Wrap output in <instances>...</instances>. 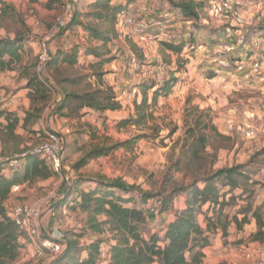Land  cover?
Returning a JSON list of instances; mask_svg holds the SVG:
<instances>
[{
    "label": "trees",
    "instance_id": "16d2710c",
    "mask_svg": "<svg viewBox=\"0 0 264 264\" xmlns=\"http://www.w3.org/2000/svg\"><path fill=\"white\" fill-rule=\"evenodd\" d=\"M86 1L87 5L79 7L78 0L70 19L63 27L58 28L62 31L61 36L72 32L75 36L84 38V41H69L64 38L65 45H59L54 50L49 49L50 56L44 66L46 76L43 78L34 71L37 61L36 64L32 63L31 68H23L31 101L23 124L37 121L53 93L59 92V87L63 90V96L58 100L54 111L58 118L71 120L83 115L82 110L85 108L99 114L120 109L121 105L113 87L103 81L106 73L103 66L117 58L118 50H114L111 44L119 37L118 15L128 13V5L133 0L121 3L112 0ZM162 1L167 3L166 11L175 15L177 22H183V25L177 35L159 39V55L165 66L162 84L155 86L154 78L148 81L149 76L135 85L141 91V101L135 104L133 115L117 122L119 128L142 125L151 116L150 110L157 98L172 92L179 79L177 73L185 69L187 59L182 56L184 48L194 52L201 46L195 35L201 28L200 20L207 17V10L203 11L208 7L196 0ZM239 3L235 4L233 12L228 16L234 24L230 34L224 31V35H221L219 29L212 27L204 28V32L209 37L218 39L216 42L226 41L236 46L238 36L235 32V18L241 16L236 13ZM62 4L63 0H47L45 7L52 9ZM2 9L3 12L7 10L4 5ZM248 25H252L251 29ZM78 30H82L81 36ZM240 34L244 37V44L240 48L236 46L231 54V61L240 58L242 53L249 50L246 48H251L257 37L264 38V16L259 17L255 25L244 24ZM29 39L28 35L0 37V69L11 70L21 62V48ZM128 42L132 52L142 57L137 45L130 40ZM259 47L258 60L264 72V44L261 40ZM171 53L176 55L175 60ZM80 56L91 57L86 63L88 72L80 76H68L59 71L62 65L69 68L79 65ZM153 68L156 71L157 63ZM50 70L55 72L54 82L50 81ZM92 79L95 81L94 85ZM81 84L83 85L80 87ZM69 86H79V89L69 90ZM0 117L7 121L5 130L12 133L17 126V118L13 113L5 111H0ZM206 121L204 114H200L192 122L187 121L189 125L184 136L182 155L168 166L170 172L165 174L166 182L173 179V173L178 171L182 158H199L201 150L207 144L206 131L216 130ZM174 132L175 129H171L170 135ZM143 137L146 136L138 134L110 144L106 142V138L104 143L95 144L85 151L72 164V168L78 171L89 161L107 156L118 148H131ZM23 150H18L17 155ZM263 169L264 145L246 162L194 173L188 183H174L170 188L163 187L156 191L143 190L120 177L107 179L99 175L91 178L77 176L67 182L65 196L58 203V207L67 206L73 211L86 214L84 228L82 231H62L65 248L50 264H202L204 249L211 244L212 235L219 233L223 244H226L230 227L239 232L252 220L255 230L249 233V241L264 243V217L256 212L255 205V187L264 190V184L253 178L254 174ZM4 171H8V174ZM57 175L40 155L26 154L19 157V164L15 167H8L6 162H0V264H14L25 246L24 237H27L17 230L9 214L10 206H5L11 186L20 178L32 184L35 180ZM83 183H88V186H82ZM179 198H183L182 207L175 209V202ZM148 201L154 204L152 211L160 214L173 212L170 221H164L158 231L150 233L145 229L148 214L145 206ZM85 233H90L93 237L84 244L80 239Z\"/></svg>",
    "mask_w": 264,
    "mask_h": 264
},
{
    "label": "rangeland",
    "instance_id": "374dc122",
    "mask_svg": "<svg viewBox=\"0 0 264 264\" xmlns=\"http://www.w3.org/2000/svg\"><path fill=\"white\" fill-rule=\"evenodd\" d=\"M151 1L153 3H147V8L142 9L146 13H139L141 14L139 15L140 18H145L149 15L155 16L160 10H165L159 0ZM196 1L203 2L206 7H210L211 3L215 0ZM0 2H2L0 3V37L13 38L16 35H28L30 38L21 49V62L16 65L18 68V71L16 72L19 76L17 77V75L11 74L6 76L4 75L5 82L0 81V89L2 88L5 90L3 97L6 96L7 98L13 88L18 89L21 85L20 83L27 79L23 68L26 66L31 68L32 63L36 64L38 53L37 49L39 48L41 39L43 37H49L52 32L57 31L56 29H58V26L56 18L61 12V6L59 5V7L46 9L43 6V0H0ZM87 2L88 1L86 0H80L78 6L81 7V5H87ZM33 4H37V6ZM3 5L7 9L6 12H3ZM246 6H253V10H259L258 12L261 13L264 11V0H242V3H239L236 7V13L240 14L241 17L243 16V18H245V24H248L250 22V19H248L249 17L246 18V14L240 12V10L243 11L241 8H245ZM158 7L163 8L159 9ZM255 15H251L252 18H254ZM165 20L166 21H164V23L167 22V27L165 29L159 31L158 27L155 26L150 29L151 32L155 33L156 36H160L159 38H164L173 34L177 35L183 25V22H177L175 15H171L170 18ZM119 21L124 22V19L119 16ZM214 21L215 22L212 25H219L217 29L221 32L226 30V24L230 25L232 23L231 28L234 26L228 16H216L214 17ZM256 21H252L253 25H255ZM222 23L224 25L220 26ZM117 24L120 31H118L119 36L124 37L125 42L130 40L132 43L135 41L136 44L144 45L147 50V53H145L146 55L142 53V57H138L137 54L133 52L138 59V67L136 68L129 64V56L127 55L125 68L130 69L136 76L135 79H128L129 83L127 85L131 86L130 88L132 89L136 80H139V73L141 72L140 69L149 68L148 74L150 78H148V81L156 77L155 74L157 72L152 69H154L153 66H155L158 62L157 56L160 55L157 49L158 47L151 44L159 43V38L157 37V42L147 41L148 43H144L139 41L138 38H132L127 25H123L122 22H117ZM248 26V28H250L252 25ZM61 34L62 31H60L58 35ZM64 38L69 41L78 39L72 32L63 34V39ZM214 44L207 50L206 53L195 54L193 56L186 47L183 50V58L192 60V63H194L196 67L197 62L210 66V59L215 55L213 50ZM111 47L113 48V46ZM114 48V50L121 48V54L123 55H126L125 52L127 53V49L133 51L130 48V44L125 46L124 44H120L118 42L115 44ZM81 57L79 58V65L73 68L62 65L59 71L68 76H80L88 72V68L86 66L87 59H84L85 56ZM105 69V74H108L110 70L112 71L110 67L108 69L106 67ZM34 71H36L35 67ZM220 73L221 71L216 73V75ZM48 74L51 76L50 81L54 82L53 78L55 76V72L50 70L48 71ZM211 74L214 73L206 71L205 79L199 83L201 88V91L199 92H196L197 90H195V87L192 86L193 88L189 87L185 89V91L183 90L182 94L176 95L175 98L171 100L168 95L159 99L157 98L158 102L156 100L155 105L150 110L151 116H149V118L142 125L128 126L125 128L123 127L122 129L115 128V124L107 125V127L110 128V131H112L106 141L109 144L113 142H120L121 140L131 138L138 134L146 136L137 140L131 148H118L107 156H100L91 160L86 166L82 167L78 171H75L72 168V164H74L77 159L81 157L80 154H82V152L78 150L68 152V149L66 150L65 148L63 159L64 174L53 176L49 179L33 181L29 187L30 191L22 197L23 200H14L15 202L13 205L27 204L38 207L43 215L42 230H47L49 219L54 218L52 219L53 224L58 231L62 232L74 229L82 231L87 215L78 211H73L67 206L58 207V203L65 196L66 183L77 176L91 178V176L99 175L107 179L120 177L128 183L140 186L143 190L156 191L162 189L163 187L170 188L174 183H188L191 181L194 173H201L208 169H215L229 164L248 161L252 154L264 145V127L261 129V127L264 126V118H262V121H258L260 123L257 122V127L261 130L255 137L252 138L245 137L244 130L247 123L242 124V120H244L243 118H245L249 110L256 107V105H259L262 109L261 111L264 112V77H262L264 76V72L257 75H252L246 72V79H250L251 82H256L259 78H263L261 79L263 80L261 84L254 83V85H249L248 87L246 85L248 82H246L245 78L237 83L231 81L230 78L225 79L223 75L212 76ZM112 80L117 83L116 76L113 75ZM131 80L133 84L131 83ZM93 81L94 79H92L91 82L95 83V81ZM184 81L186 80H182V82ZM82 85L83 84H81L80 87ZM181 96L183 97L181 98ZM170 97L172 98V96ZM133 103H135V98H130L128 102H124L125 106ZM51 105L52 103L48 106V108H46L44 117L40 116L36 122H30L27 125L17 124L12 133L6 131L7 129L5 130L4 126H6L7 121L4 117H0V123L2 124L0 125V155L16 156L18 150L21 151L37 145L47 133L52 131L61 132V129L56 128L55 122L49 126L46 125V116L52 111ZM18 108H21L20 104ZM233 111L235 115L239 116L242 120L236 118L238 121L236 122L235 119H228L230 115H234L230 113ZM9 113H12V111ZM13 114H18V112L14 111ZM200 114H204V117L207 120L206 122H208L210 126L213 125L216 130L213 131L210 129L206 131V134H208L207 144L205 148L201 150L199 158L194 160H191L188 157L182 158V161L178 166V171L173 173V179L167 180L166 182L165 174L170 172V168L168 166H170V163L173 160H178L182 155V145L185 140L184 136L189 125L187 121L192 122L193 119L198 117ZM248 117L249 116L246 118ZM99 121H102V119ZM64 122L69 131L77 126L71 123L70 120ZM85 128L87 129V132L83 133L81 138V143L84 145L83 154L93 145L104 143L105 139H102L104 135L102 130L106 131V128H104L101 122L98 127L92 125L91 128L88 126ZM173 128L175 129V132L170 135V131ZM63 134L67 133L63 132ZM92 135H94V138H92ZM71 142H73V140H70V143ZM253 178L261 180L262 184H264V169L258 174H254ZM63 184H65L64 188L62 187ZM82 186H88V183L87 185L83 183ZM255 188L257 189L255 197V205L257 206L256 212H260V215H263L264 217V190L259 189L257 186ZM152 206H154L152 201H148L145 206L148 210L145 229L149 233L158 231L164 224V221L168 219V216L171 215L160 214L156 211L149 212L152 209ZM52 214H54L53 217H51ZM42 230L40 232V237H44ZM254 230L255 223L252 220L250 224L244 225L243 229L239 232L236 231L234 227H230L229 236L225 239L226 244H223L224 241L221 236L220 241L212 236L211 251L215 253H224V258L222 261H218V264H249V261L242 256L243 247H246L249 243H256L259 245L264 244L249 241L248 235ZM85 234L86 235L80 239V242L84 244L93 237L90 233ZM24 239L27 243H30V240L27 237H24ZM21 254L22 255L19 256L18 260L14 264H37L38 260L34 256H32L29 261H22V259L25 258L26 253L21 251Z\"/></svg>",
    "mask_w": 264,
    "mask_h": 264
},
{
    "label": "crops",
    "instance_id": "0c3cea01",
    "mask_svg": "<svg viewBox=\"0 0 264 264\" xmlns=\"http://www.w3.org/2000/svg\"><path fill=\"white\" fill-rule=\"evenodd\" d=\"M43 1H44L43 2L44 3L43 6L45 7V4H46L47 0H43ZM112 1L121 3V2H125L127 0H112ZM159 1L162 3L164 8H167V3L166 2H164L162 0H159ZM215 2H216V0L211 3V6ZM147 3H153V2L151 0H135V1H131V3L128 5L127 12L128 13H132V14H134L136 16L141 15V14H139L140 12L141 13H146V12L142 11L141 9L142 8H147L146 7ZM33 5L37 6V4H33ZM151 5H153V4H151ZM252 7L253 6H246L245 8H241V9H243V11L240 10V12L246 14V16H247L246 18L249 17L248 18V19H250L249 23H253L252 21H256V20L259 19V17L264 16V11L259 13L258 12L259 10H253ZM158 8L162 9L163 7L162 8L158 7ZM158 8H155V9H158ZM206 10H207V13H208L206 15L207 17L202 18L200 20L201 28L198 29V31H197V33L195 35L196 39L199 41V44L201 46L196 51L190 52L192 54V56L195 55V54L206 53L207 50L209 48H211L212 45L218 40V39L217 40L214 39L215 37H209L207 35V33L204 32L205 31L204 28H211V27L212 28H218L219 27V25L218 26H213L212 25L215 22L214 21V17H216L215 13L213 11V8L212 7H210V8L208 7L207 9L205 8V10L203 12H205ZM251 15H255L254 18H252ZM223 25L224 24L222 23L220 26H223ZM225 26L227 27L225 32L227 31V34H230L232 32V28H231L232 27V23L230 25L226 24ZM117 27H118V24H117ZM60 31L61 30L57 29V31L54 33V35L50 38V40H49V49L54 50L59 45H65V44H63V36L58 35L60 33ZM118 31H119V29H118ZM78 33H79V36H81L83 34L82 30H78ZM220 33H221V35H224L223 34L224 32H220ZM77 38L79 39L80 37H77ZM231 38H230V40H231ZM78 39H73V40H78ZM80 39L78 41H81V42L84 41V38L81 37ZM117 42L120 43V44H124L125 46H127V44H130V42H125L124 37L119 36V40L118 39L113 40V42L111 44L113 46V49H115L114 46H115V44ZM133 43L136 44L135 41H133ZM136 45L140 49L139 51L141 53H144V54L147 53L146 52L147 50L145 49L144 45H141V44H136ZM151 45H154L155 47H158L157 49L159 51V49H160L159 43H154V44H151ZM246 49H250V48L248 47ZM37 50L39 51V48ZM20 53H21V51H20ZM125 54L126 55L121 54V48L118 49L117 58L115 60H113L112 62L107 63V64H105L103 66L105 71H106V69H105L106 67H107V69L109 67H110V69H112V71L110 70V72H108V74L104 75L103 81L107 85L113 87L115 95H119V92L121 90L131 89L130 88L131 86L127 85L129 83L128 79H130V78L135 79V77H136L131 72L130 69L125 68V65H126V62H127V55L129 56V59H128V61H129L130 58H131V55H134V54H133V52L131 50H128V49H127V53L125 52ZM183 54L184 53H182V56H183ZM171 56H172V59L175 60L176 55L171 53ZM84 59L85 60L87 59L86 61H88V59L90 60L91 57L90 56H85ZM158 59H161V57L157 56V60ZM186 59H187V62H186V65H185V69L183 71H181L180 73H177V76H179V79L175 83L172 92L168 95L170 100L175 98L176 95L182 94L183 90L185 91V89H187L189 87H191V88L195 87V90H197L196 92L201 91L199 83H200V81H203L205 79L206 71L213 72L211 66H209V65H203V64L197 62V64H196L197 67H196L195 64L192 63V60H189L188 58H186ZM85 60H83V61H85ZM137 61H138V59H137ZM148 69L149 68L140 69V71L142 72L143 70H148ZM152 70H150V71H152ZM16 71H18L17 66L14 67L11 70L0 69V79H1L0 81L1 82H5L4 81V75L6 76L8 74L17 75V77H18L19 74H17ZM141 72L139 73V80H136V82L134 83V86H133V87L137 88V90H139V88L136 87L135 85L137 83H139L140 81L144 80L142 78V76H141ZM113 75L117 77V83L113 82V80H112L113 79ZM211 75L212 76H214V75L215 76H222L223 75V77L225 79L230 78L231 81L237 82V83L239 81H242L243 78H245L246 82H248V83H246L247 87L249 85H254V83H260L261 84L263 82V80H261V79H263L262 77H264V76H262L256 82H251L250 79H246L247 78L246 71H240V72L236 71L233 64H232V67L230 69H228L226 71L223 70L218 75H216V73L211 74ZM213 78H216V77H213ZM212 79H210V80H212ZM182 80H186V81L182 82ZM26 83H27V79H25L24 82L20 83L21 85H20V87H18V89L13 88L11 93L8 94L7 98H6V96L3 97L4 93H5V90L2 89V88L0 89V111H5V112H11L12 111V113L14 111H17L18 114H13V115L17 118V120H18L17 124L18 125H22L24 123V120H23V118L25 116V112L24 111H28L29 108H30V104H31V101H30L29 95H28L29 90L26 87ZM131 83L133 84L132 80H131ZM94 84L95 83H93V85ZM68 89L69 90L79 89V86L78 87L77 86H74V87L73 86H69ZM263 89H264V87H263ZM62 96H63V90L59 87V92L58 93H53V95L51 96L50 101L48 102V105L43 110V112L41 114V117H44V112H45L46 108H48V106L52 103V105H51L52 111L49 112V114L46 116V125L49 126V125H51V124H53L55 122L56 128L57 129H61L60 130L61 132H59V131H54V132L59 133L62 136V138L64 140V144H65L66 150L68 149V152L77 151L78 150V151H81L82 154H83L84 145L81 143V138H82L83 133L87 132V129L85 127L88 126V127L91 128L92 125H95L96 127H98V126H100V122H101V124H103L104 128H106V131L102 130V133L105 135V136L103 135L102 139H106V138L108 139V136L112 133V131H110V128H108L107 125H110V124L114 125L115 124V128L122 129L123 127H120V128L117 127V122L119 120L123 119V118H126V117L131 116V115L134 114V104L140 103L142 95H141V91L139 90V96L136 97L135 103L128 104L127 106H125V104L123 103V105H121L120 109H117V110H114V111L108 110V111H106V112H104L102 114H99L98 112H96V111H94L92 109H88V108L87 109L86 108L83 109L82 110V114L83 115H81L79 117H76V118H73V119L70 120L71 123L77 125L76 128L71 129L70 131L68 130L67 126H65V122L64 121H67V120L64 119V118H59L58 119V117H56L54 115V111H55V109L57 108V105H58V100ZM148 96H149V99H150L151 92L148 93ZM170 96H172V98ZM162 97L163 96H160V97H158V99L162 98ZM182 97L183 96H181V98ZM158 99H157V102H158ZM19 104L21 105V108H18ZM261 110H262L261 107L259 105H256V107H254L253 109L249 110L248 114H246L245 118H243L244 120H242L239 116L235 115L234 111L230 112L231 114H234V115L233 116L230 115V117L229 118L227 117V118L228 119H233V120L234 119L236 120V118H237L239 120H242V124L250 122L251 124H253V125H255L257 127L258 123H260L258 121H262V118H264V112L261 111ZM247 116H249V117L246 118ZM100 119H102V121H99ZM59 120H61V121H59ZM249 120H251V121H249ZM236 122H238V121L236 120ZM55 126L53 125L54 128H55ZM263 127L264 126H262L261 129ZM257 129H258V133H259V131L261 129H259V127H257ZM63 132H66L67 134H63ZM93 132H95V131H93ZM92 138H94V135H92ZM70 140H73V142L70 143ZM124 140H126V139H124ZM124 140H121V141H124ZM82 154H80V156H82ZM229 165H231V164H229ZM4 172H5V174H8V171H4ZM50 178H52V177H50ZM66 182H67V180H66ZM15 185L19 186V190L16 191L18 193L10 191L9 197L5 201V206L7 208L9 206H12L15 201L23 200L22 197H24L27 194V192L30 191L29 187H30L31 184L27 180H22L20 178L15 183ZM64 186H65V184L62 185L63 188H64ZM182 201H183V198H179L175 202L174 208L175 209L181 208L182 207ZM151 211L152 210H150L149 212H151ZM147 212H148V210H147ZM162 214H171V215L168 216V219L165 220V223L170 221L172 219V217H173V212H165V213H162ZM258 214H260V212H258ZM53 215L54 214H52L51 217H53ZM52 219H54V218H50L49 221H48V226H47L48 229L47 230H45V229L42 230L43 236H49V237H53L55 239L58 238V239L62 240L63 239L62 232L58 231L54 227ZM212 236L217 238V240L219 239V241H220V234L219 233H217L215 235H212ZM24 242H25V246H24V248L21 251L25 252L26 255H25V258L22 259V261H25V260L29 261L30 260V254L32 252V244L31 243H27L25 239H24ZM211 242H212V238H211ZM255 244L256 243H251L250 245H255ZM262 245H264V244H262ZM211 249H212V244H210L209 246H207L204 249L205 256H204L202 264H218L220 262V260L222 261V259L224 258V256H223L224 253L223 252L215 253V252H212ZM20 255H22V254H20Z\"/></svg>",
    "mask_w": 264,
    "mask_h": 264
},
{
    "label": "built area",
    "instance_id": "2783aa9c",
    "mask_svg": "<svg viewBox=\"0 0 264 264\" xmlns=\"http://www.w3.org/2000/svg\"><path fill=\"white\" fill-rule=\"evenodd\" d=\"M78 0H63L61 6V12L57 19V26L63 27L70 19L72 13L75 10V5ZM241 0H216L213 4V11L217 16L227 17L233 12L235 4ZM144 9V8H142ZM141 9V10H142ZM143 11V10H142ZM172 14L165 10H160L156 15H149L145 18H140L132 13H121L118 15V23L122 22L123 25H127L130 35L138 38L139 41L148 43L147 41H156L157 37L155 33L151 32V28L158 27L159 31L167 27L165 19L170 18ZM119 16L124 19L119 21ZM237 34L236 46L237 48L243 46L244 37L240 34L245 19L241 16L235 18ZM57 30V29H56ZM56 32V31H55ZM55 32L49 37H43L39 43V51L37 54L36 71L40 78L45 77L44 66L49 59V40ZM161 34V33H160ZM134 39V38H133ZM160 39V38H159ZM264 44V38L257 37L253 42L251 48L241 54V57L231 61V54L236 48L235 45L230 42H216L213 46L214 56L210 59V66L214 73H219L223 70H228L234 65L236 71H246L249 74L257 75L263 72L262 66L258 60L259 53V41ZM251 53L250 55H248ZM132 67H138V61L134 55H131L128 61ZM155 86L161 85L164 80L165 66L161 59H158L156 69ZM143 79L148 78V70L141 72ZM116 98L119 100L120 105L124 102H128L130 98L139 96V90L133 87L131 90H121ZM136 96V97H135ZM258 133V129L255 125L248 122L245 125L244 135L246 138L255 137ZM65 152V144L62 136L56 132L47 133L46 136L35 146L24 149L19 155L16 156H2L0 155V162H6L8 167H15L19 164V157H23L26 154L40 155L46 162L50 164L52 169L58 174H64L63 171V159ZM7 170V169H5ZM19 190L18 185H12L10 191L16 192ZM9 214L14 221L17 230L23 233L30 240L32 244V252L30 259L34 256L38 262L37 264H50L56 257H58L65 248V243L61 239H55L53 237L44 236L40 237V232L43 225V215L38 207L30 206L27 204H14L9 207ZM251 244V243H250ZM246 245L243 247L242 256L249 261V264H264V245Z\"/></svg>",
    "mask_w": 264,
    "mask_h": 264
}]
</instances>
